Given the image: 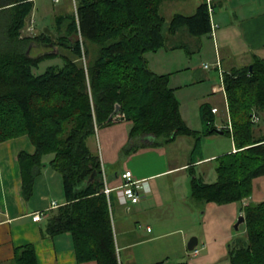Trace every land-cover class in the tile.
Instances as JSON below:
<instances>
[{"label":"trees","instance_id":"obj_1","mask_svg":"<svg viewBox=\"0 0 264 264\" xmlns=\"http://www.w3.org/2000/svg\"><path fill=\"white\" fill-rule=\"evenodd\" d=\"M71 1L48 26L59 40V52L34 55L32 49L26 53L31 42L50 41L43 29L23 32L34 0H0V142L27 135L35 147L32 154L18 152L26 200L34 191L42 157L53 154L48 164L61 177L64 200L55 202L42 234L68 232L78 263L120 264L101 160L89 145L96 129L121 114L119 120L131 122L125 151L187 134L195 138L194 157L201 156L203 137L223 131L235 150L214 158L213 182L189 168L190 195L201 202L243 204L253 178L264 174V127L253 121L264 113V58L253 55L249 64L224 71L228 120L217 128L212 107L204 102L199 107L202 129L195 130L180 113L170 73L154 72L145 54L183 47L170 38L179 32L210 33L206 0L192 13L175 12L169 20L160 13L167 0ZM55 55L62 56L61 66L33 72L44 58ZM241 208L245 231L229 243L227 255L233 264H264V201ZM13 263L38 264L34 246L15 247Z\"/></svg>","mask_w":264,"mask_h":264},{"label":"crops","instance_id":"obj_2","mask_svg":"<svg viewBox=\"0 0 264 264\" xmlns=\"http://www.w3.org/2000/svg\"><path fill=\"white\" fill-rule=\"evenodd\" d=\"M201 1L183 3L179 10L192 13ZM209 5L212 7L210 33L192 36L185 31L179 32L170 38L176 39L174 44L183 47L158 51L169 55L183 48L188 53L190 44L194 50L207 54L211 51L212 62L206 64L212 66V76L201 70L205 63L190 65L182 72L181 68L172 70L176 68L172 63L182 61L178 56L166 60L156 58L153 66L147 59L154 72L170 73V86L180 101V113L187 125L195 130L202 129L199 107L204 102L217 108L213 112L217 128L228 120L225 91L219 90L224 71L249 64L253 55L264 58V0H209ZM216 61L220 68L213 66ZM180 73L186 74V83ZM218 79L221 84L216 82ZM204 80L211 81V96L202 95L203 100L201 96L197 98L199 105L195 114L190 103L182 101L180 93ZM220 95L223 104L219 106L215 99ZM210 97L212 99H208ZM130 125L126 119L113 121L98 127L89 140L91 149L101 160L104 186L110 188L107 197L120 264H233L227 255L228 245L245 231L244 222L238 228L234 224L238 216L243 215V204L264 201V174L253 178L251 194L243 199V204L194 200L190 195L189 168L192 167L195 175L205 182L215 181L216 173L213 181L205 179L204 165L215 161L218 155L234 151L233 139L229 137L228 146L221 145L220 149L206 152L203 141L224 134L218 132L203 137L199 157L192 156L195 138L187 134L178 135L163 145L141 146L127 152L124 148L129 140ZM19 151L29 154L35 151L27 135L0 142V264H14L15 247L26 243L34 246L38 264H96L94 261L78 263L68 232L54 236L42 234L41 228L49 213L64 200L61 177L48 164L53 155L50 158L51 154L44 155L34 191L26 200L22 192ZM127 170L131 171L134 182L129 186L139 195L136 202L122 195L125 183L122 173ZM53 201L55 206L51 205ZM36 212L42 213L40 220H33ZM192 236L197 238V252L187 247Z\"/></svg>","mask_w":264,"mask_h":264},{"label":"rangeland","instance_id":"obj_3","mask_svg":"<svg viewBox=\"0 0 264 264\" xmlns=\"http://www.w3.org/2000/svg\"><path fill=\"white\" fill-rule=\"evenodd\" d=\"M187 2H192V0H167L163 3V5H161L160 8V13H162L167 20H169L172 16V13L174 12H180V6H182L181 4L183 3H187ZM191 4V3H190ZM34 10L31 14L30 20L27 23V27L28 26H34V30H28V28L26 27L24 29V34L26 35H30V34H35L39 31V29H43L45 26H50L52 23V18L53 15L57 12V11H63V8L65 7L66 9H69L70 5L72 4V1L70 0H61V1H54V0H36L35 4H34ZM189 13V12H187ZM187 33V32H185ZM173 43H175V40H171ZM179 42V41H178ZM32 49V53L34 55L36 54H40L42 51L48 50L45 47L39 45V46H35ZM174 50L172 53H170L169 55L162 53L161 51H158V53H154V52H148L145 54L146 58L149 59L152 62V66L153 63L155 61V59H171V58H176V56L180 57L182 59L179 60V62L176 63H172L173 66L176 65V68H173L172 70H175L177 68H181L183 69L182 72H185L184 70H187V68L190 65H196L197 66H202L204 63H208L210 64L212 62V53L211 51H209V53H205L202 50H194V47L192 46V44L189 45V52H185V50L183 48H180V50ZM164 52V51H163ZM155 54V55H154ZM166 57H165V56ZM183 57H182V56ZM172 56V57H169ZM184 58V60H183ZM63 64V58L61 55H55L53 57H47L44 58L37 67L33 68V72L35 74H39L42 73L45 68L49 65H59L61 66ZM149 64V63H148ZM150 67V66H149ZM168 68V65L166 66ZM170 70V71H172ZM206 73L210 72V76L213 75V68L212 66H210L208 69H201ZM194 77L196 76V73L193 74ZM180 78L182 79V81L185 82L186 80V74L185 73H180L179 74ZM198 77V76H197ZM210 80H204L203 82L197 84L198 86L194 87V88H190L192 89V91H190V89H184L183 91L181 90V97H182V101L184 103L188 102L190 103L191 109L193 110V113L195 111V114L197 113L198 110V105L199 102L197 101L198 97H209L210 92ZM216 82L218 84H221V81L216 80ZM186 83V82H185ZM201 84V85H200ZM222 95V94H221ZM216 96L215 102L217 105H222L223 104V98L222 96ZM202 97V100L204 99ZM208 99H212V97L208 98ZM207 100V99H206ZM182 102V103H183ZM194 117V116H193ZM259 121H257V123L260 126L264 127V113H262L259 116ZM204 147L206 148V152H211L212 150L215 149H220L221 145H229L231 142V139L229 138L228 135L224 134V135H215V137H211V138H207L204 141ZM53 154L49 155V158L52 156ZM215 161H211L210 163L205 164L204 169H205V179L208 181H213L215 179ZM60 176V175H59ZM61 182V181H60Z\"/></svg>","mask_w":264,"mask_h":264},{"label":"built area","instance_id":"obj_4","mask_svg":"<svg viewBox=\"0 0 264 264\" xmlns=\"http://www.w3.org/2000/svg\"><path fill=\"white\" fill-rule=\"evenodd\" d=\"M54 1H58V0H54ZM207 3H208V10H209V13L211 12L212 10V7L209 5V0H207ZM28 30H34V26H28L27 27ZM213 66H216V68H220V63L219 61H216L215 64H213ZM204 67L207 68L209 67L208 64H204ZM219 90L224 92V86L223 84H221V86L219 87ZM225 93V92H224ZM217 108L216 107H213L212 108V112H216ZM123 118V115L121 114H117L115 115L112 119L113 120H119ZM258 116H253V121H258ZM122 177L125 179V183L123 184V197L126 198V199H129L130 201L132 202H136L138 199H139V195L134 191V189L132 187H130L129 185L130 184H133L134 182L131 181V177H132V173L131 171L127 170L125 172L122 173ZM104 193H106V195L109 193L110 191V188H108L107 186H104V189H103ZM53 205H55V202L53 201L52 202ZM33 220H40L42 218V213L41 212H36L34 215H33ZM198 249L197 247H194L192 249V252H197Z\"/></svg>","mask_w":264,"mask_h":264},{"label":"water","instance_id":"obj_5","mask_svg":"<svg viewBox=\"0 0 264 264\" xmlns=\"http://www.w3.org/2000/svg\"><path fill=\"white\" fill-rule=\"evenodd\" d=\"M43 30L50 36V41L42 43V44L31 42V44L28 46V48L26 50L27 54L30 52V49L32 48L33 45L34 46L41 45L43 47H50V49L46 50V53L57 54L59 52V40L57 39L54 32L52 30H50L47 26H45L43 28ZM249 68H251V66H249ZM116 110H118V106L116 107ZM220 133H223V131L220 130ZM244 220H245L244 215L238 216V219H237L236 223L234 224V227L238 228V225L240 223L244 222ZM196 245H197V238H196V236H192L187 243V247H188V249L192 250Z\"/></svg>","mask_w":264,"mask_h":264},{"label":"flooded vegetation","instance_id":"obj_6","mask_svg":"<svg viewBox=\"0 0 264 264\" xmlns=\"http://www.w3.org/2000/svg\"><path fill=\"white\" fill-rule=\"evenodd\" d=\"M46 49H50V47H45Z\"/></svg>","mask_w":264,"mask_h":264}]
</instances>
